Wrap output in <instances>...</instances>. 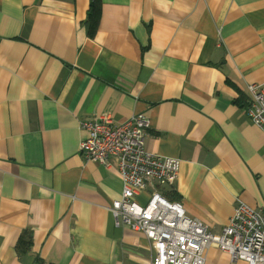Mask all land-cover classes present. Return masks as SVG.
<instances>
[{"label":"crops","instance_id":"obj_1","mask_svg":"<svg viewBox=\"0 0 264 264\" xmlns=\"http://www.w3.org/2000/svg\"><path fill=\"white\" fill-rule=\"evenodd\" d=\"M90 1L0 0V264H152L154 244L109 209L116 159L79 152L84 119L145 113L146 150L181 159L162 192L211 231L237 199L264 212V132L246 113L264 0H103L93 34ZM205 264L251 263L209 247Z\"/></svg>","mask_w":264,"mask_h":264},{"label":"built area","instance_id":"obj_2","mask_svg":"<svg viewBox=\"0 0 264 264\" xmlns=\"http://www.w3.org/2000/svg\"><path fill=\"white\" fill-rule=\"evenodd\" d=\"M247 88L246 113L264 132V82L249 83ZM80 125L87 132L80 142L81 155L104 166L116 159L123 189L109 209L117 226L141 231L154 244L153 264H205L209 247L234 260L264 264L261 209L237 199L229 223L215 233L201 219L190 217L180 201L165 196L162 189L176 182L181 159L146 150L151 121L145 113L120 122L84 119ZM146 191L149 198L143 203L137 197Z\"/></svg>","mask_w":264,"mask_h":264},{"label":"trees","instance_id":"obj_3","mask_svg":"<svg viewBox=\"0 0 264 264\" xmlns=\"http://www.w3.org/2000/svg\"><path fill=\"white\" fill-rule=\"evenodd\" d=\"M103 0H91L89 9L87 12L86 22L89 25L90 33L93 34L99 24L102 14ZM168 198L175 200L174 196H168ZM32 246V235L30 232H24L19 240L17 248L20 253H26Z\"/></svg>","mask_w":264,"mask_h":264},{"label":"bare ground","instance_id":"obj_4","mask_svg":"<svg viewBox=\"0 0 264 264\" xmlns=\"http://www.w3.org/2000/svg\"><path fill=\"white\" fill-rule=\"evenodd\" d=\"M154 259H155V256H154ZM154 259H153V262H154ZM153 262H152V264H153Z\"/></svg>","mask_w":264,"mask_h":264},{"label":"rangeland","instance_id":"obj_5","mask_svg":"<svg viewBox=\"0 0 264 264\" xmlns=\"http://www.w3.org/2000/svg\"><path fill=\"white\" fill-rule=\"evenodd\" d=\"M143 203H146V201H142ZM122 227V226H121Z\"/></svg>","mask_w":264,"mask_h":264}]
</instances>
